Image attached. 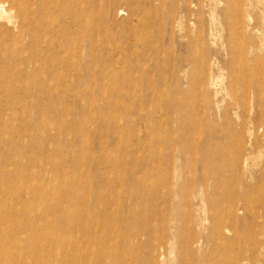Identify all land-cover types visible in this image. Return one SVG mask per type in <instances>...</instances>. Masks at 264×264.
Returning a JSON list of instances; mask_svg holds the SVG:
<instances>
[{"label":"rangeland","instance_id":"rangeland-1","mask_svg":"<svg viewBox=\"0 0 264 264\" xmlns=\"http://www.w3.org/2000/svg\"><path fill=\"white\" fill-rule=\"evenodd\" d=\"M0 4V264H264V0Z\"/></svg>","mask_w":264,"mask_h":264},{"label":"bare ground","instance_id":"bare-ground-1","mask_svg":"<svg viewBox=\"0 0 264 264\" xmlns=\"http://www.w3.org/2000/svg\"><path fill=\"white\" fill-rule=\"evenodd\" d=\"M13 3H15V0H13ZM3 5L0 4V19L11 21L13 17L12 12L11 10L6 11ZM2 46H3V43H0V48ZM251 83H254L256 87V91H257V93H254L252 91V95H251L252 100L256 99L257 102L259 103L258 110H257L258 122L256 123V125H254V127H251V129L252 130L261 129L264 131V69H260L257 73L252 75L250 84ZM251 156H252V160H254L255 162L264 163V150H262V148L259 147V149H256L255 151H253ZM240 165H241L240 158H238V159L232 160L230 167H232L233 169H237ZM229 171H231V169H229ZM218 172L220 175L225 174V176H223V178L225 177L224 184L226 186L229 185V188L228 187L224 188L226 189L224 190L226 196L223 197L221 200L216 201V210L225 208V205H231L232 198L236 197L235 191L232 188V183L233 181L235 182L236 178L235 177L232 178L231 174H229L230 177L229 176L226 177V173L223 168L221 170H219L218 168ZM260 246L263 249V252L260 253V256L262 257V260L264 261V241L263 243H261ZM252 247H253L252 248L253 251H257V248L255 247V245H252Z\"/></svg>","mask_w":264,"mask_h":264}]
</instances>
